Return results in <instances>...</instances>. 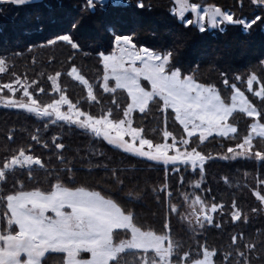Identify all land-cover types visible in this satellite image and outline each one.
<instances>
[{
    "label": "snow or ice",
    "instance_id": "obj_1",
    "mask_svg": "<svg viewBox=\"0 0 264 264\" xmlns=\"http://www.w3.org/2000/svg\"><path fill=\"white\" fill-rule=\"evenodd\" d=\"M111 2L113 7L120 6V0ZM4 3L28 5L33 10L28 14L29 18L37 21V27L53 30L54 39H48L47 44L65 42L73 50H81L85 46L78 38L85 21L90 23L98 7L101 12L107 7L105 0H82L79 14L68 11L58 18L54 9L62 6L63 0H56V4L51 0H0V4ZM177 3L179 8L173 9V12L180 18V26L167 30L159 49L141 46L139 40H134L133 33L140 27L137 18L131 21L118 18L104 21L105 31L114 33L115 46L111 47L112 41L109 38L111 51L107 54L104 51L98 52L105 70L103 83L99 87L104 93L111 94L110 106H104L103 100L94 92V85L80 74L75 64L68 74L75 76L87 89V96L82 98L87 108L82 106L80 100L73 102L65 94L58 79L62 75L60 71L47 76L51 82L47 91L59 96L58 99H51L50 103H38L34 92L45 93L46 89L36 79L30 81L35 86L32 90L27 78L15 72L12 73V79L0 84V92L4 93L0 95V104L34 114L46 122L45 129L49 124L62 121L69 128H80L132 156L153 161L157 166L162 165L165 175L160 188L164 190L163 196L155 187L153 192H157L158 200L167 203L169 218L163 219L158 231L145 227L138 223L137 213L127 207V204L136 202L131 199V190L121 202L93 187L76 186L74 170L68 158L57 153V160L63 167L50 171L42 157L30 151L33 144L28 143L26 147L21 145L0 160V208L3 209L0 212V264H47L46 253L50 250L66 254L63 256V264H122L125 256L136 253L140 254L137 264H214L217 249L210 248L206 243L198 244L203 249V258L191 259L189 251L183 250L180 241L173 238L170 217L173 214L180 216L193 235L202 232L205 224L219 228L221 224L215 221L214 214L223 213L221 221L224 215L229 214L231 221H249V215L241 209L236 199L231 201V207L226 212L227 206L222 201L217 202L212 198L209 203L208 197L197 193L211 191L202 188L207 174L206 162L244 157L264 163V147L254 144L253 136V132L258 130V135L264 139V123L260 122L264 120V107H258L248 100L236 83L230 85L234 90L232 103L226 102L214 84L202 83L195 78L190 65L182 62L181 55L187 47L191 31L188 25L204 32L210 24L224 33V25L230 23L249 31L256 21L264 25V0H252L260 9V14L251 19L241 18L215 4L201 5L190 0H177ZM137 6L143 7V0H138ZM240 7H244L243 0ZM186 13H190L191 18ZM116 31L120 34H115ZM208 55L206 52L201 53V58ZM68 59L72 60L73 56L70 55ZM5 65L6 59L0 58V73L6 71ZM110 76L115 81L111 85ZM221 76L227 86V76L224 73ZM141 78L149 82L150 88L142 85ZM235 80L240 81L242 77L237 75ZM254 82L261 86L255 89ZM247 86L248 91L259 97L260 105L264 106V79L258 78L253 72L247 78ZM118 90H126L123 103L117 98ZM17 93L18 96L15 95ZM61 105H66L67 110L63 111ZM97 106L98 114L88 110ZM153 106L157 110L156 116H162V127L152 129L156 135L150 136L149 130L142 123H134L142 117L133 114L138 110L147 116ZM237 107L249 118L260 117V120L251 123L244 134L230 120V117L235 119ZM157 123L159 125L161 121ZM173 125L176 127L173 128ZM8 136L11 139L12 133L9 132ZM60 136L59 132H55L50 138L56 150L66 149L65 143L58 142ZM209 136L212 140L219 139V147L225 150L207 151ZM224 137L235 143H224ZM31 141L42 143L45 149L50 147L48 140L38 134L32 135ZM189 168L192 169L191 175H198L199 178L187 181L193 191L179 194L182 203L174 202L168 172L170 170L177 174L182 170L187 172ZM18 170L27 171L29 182L36 179L35 174L40 171L53 177L55 182L49 181V187L44 190L40 187L25 190L24 180L16 176ZM111 175L121 185L118 191H123L124 181L119 179L118 170L113 169ZM10 178L19 183L20 187L6 189ZM221 179L226 184L231 183L228 175H223ZM178 180L183 187L186 176L179 175ZM255 185L251 192L257 198L258 205L264 206V179L257 178ZM135 195L138 197L140 193L136 192ZM259 206L250 207L249 210L257 213L262 210ZM181 208L187 211L181 212ZM49 211L51 214L46 215ZM230 239L238 264H250L248 253L255 251V243L243 242V233L233 234ZM238 241L243 243L238 245ZM243 249H247L248 253ZM232 258L231 254L226 255L223 258L225 264Z\"/></svg>",
    "mask_w": 264,
    "mask_h": 264
},
{
    "label": "trees",
    "instance_id": "obj_2",
    "mask_svg": "<svg viewBox=\"0 0 264 264\" xmlns=\"http://www.w3.org/2000/svg\"><path fill=\"white\" fill-rule=\"evenodd\" d=\"M127 1L126 5L119 7H113L111 3L105 2L107 7L103 12L99 7L97 8L96 15L92 17L90 23L85 21V25L81 29L78 38L85 45L81 50H73L65 42L48 45L47 40L54 39L53 30H41L37 27V21L34 18H29L28 14L33 10L28 5L0 4V58L6 59V71L0 73V84L12 79V73L15 72L17 75L27 78L30 90H32L35 86L31 85L30 81L36 79L46 89L45 93L34 92L38 103H50L51 99H57L59 96L47 91L51 87L47 76L55 71H60L62 75L58 79L65 94L73 102L80 100L82 106L87 108L88 106L82 99L87 96V89L68 74L75 64L80 74L94 85V92L103 100L104 106H110L111 94L104 93L103 89L99 87V84L102 83L104 67L98 57V52L104 51L107 54L111 51V47L115 46L114 33L105 31L104 21L117 18L122 21H131L133 18H137L140 27L133 33L134 40H139L141 46H154L157 49L160 48L167 30L180 26L179 19L171 13L176 0H143V7L137 6L138 0ZM51 2L56 4V0H51ZM190 2L201 5L215 4L245 19H251L260 14V9L251 0H243V8L240 7L241 0H190ZM81 5L82 0H63V5L54 9V14L58 18L68 11L79 14ZM44 11L47 12V9ZM66 27H70V25H66ZM187 27L191 31L187 47L182 50L181 60L185 65H190L195 78L202 83L214 84L221 97L228 103L233 93L230 85L236 83L248 100L257 104L258 107H264L260 105V98L248 91L247 88V78L253 72L257 74L258 78L264 79V63H261L264 61V25L256 21L251 25L249 31H244L239 25L226 24L224 33L219 30L200 32L192 25ZM115 34L120 33L116 31ZM109 38L112 41L111 47H109ZM204 52L209 55L201 58V53ZM70 55L73 56L72 60L68 59ZM221 73H224L228 78L227 86L223 82L224 78ZM237 75L241 76L242 80H235ZM111 84L114 82L110 81ZM254 88L257 89V84L254 85ZM18 95L19 93H17ZM116 95L118 100L123 103L127 94L123 90H118ZM88 110L96 114L99 113L98 106ZM156 111L153 106L147 116L138 111L133 114L138 118L142 117L134 123H142L149 130L150 136L156 135L152 129L158 126L162 127V116L157 117ZM235 113V119L230 117V120L236 123L242 130L241 134H244L254 118L247 117L241 111H235ZM158 120L161 121L159 125ZM256 120H260V117H256ZM260 122L264 123V120ZM45 123L44 120L29 112L0 107V160L9 156L19 146L26 147L28 143H32L33 148L30 151L35 155H40L51 171L63 167L57 160V153H62L68 158L70 166L73 167L76 186L93 187L101 191L102 194L111 195L121 202L125 200L127 192L131 190L133 193L131 199L136 202L127 204V207L137 213L138 223H142L145 227H151L153 230L161 229L163 219L169 218L167 203L156 198L157 192L161 196L164 193V190L160 188L165 175L162 165L157 166L147 159L132 156L80 128L75 126L69 128L64 122L49 124L47 129H45ZM169 123H171V119ZM175 127L176 125H173V128ZM9 132L12 133L11 139L8 136ZM55 132L61 134L58 142L65 143L66 149L56 150L52 146L50 138ZM36 134L42 139L48 140L49 149L43 148L42 143L31 141V136ZM223 141L226 144L235 143L228 137H224ZM220 142L219 139L212 140V137H209L206 150L209 152L224 151L225 149L219 147ZM254 144L264 147V139L255 138ZM206 163L207 174L202 188L211 191L210 193L200 191L197 194L208 197L209 203L212 198H215L217 202L222 201L227 206L226 212L231 207V201L236 199L250 219L247 222L231 221L229 214L224 215L223 221H221L223 213L214 214L215 221L221 226L217 228L214 225L205 224L202 232L193 235L189 231L186 221L173 214L170 217L173 238L180 241L183 250L189 251L191 259H195L202 249L198 247V244L206 243L210 248L217 249L214 254V264H225L223 258L229 254L233 258L227 264H238V258L235 257L230 238L233 234L243 233V242L256 245V249L252 253L243 249L249 255L250 264H264V212L262 206L258 205L257 198L251 192V188L256 186V179H264V163L244 157L229 161L217 159L215 163ZM113 169L118 170L119 179L124 181L123 191H118L121 185L117 184L116 178L111 175ZM191 173V168L187 169V172L182 170L177 174L169 170L168 183L173 189L174 202L182 203V197L179 194L193 191L187 181L199 177L198 175L193 176ZM245 173H247L246 176ZM35 175L37 178L29 182L26 170H18L16 174L18 179L24 180L25 190H31L32 187H40L41 190H44L49 187V181L55 182L53 177L46 176L44 171ZM179 175L186 176L183 187L180 186ZM223 175L230 177V184H226L221 179ZM14 186L19 188L20 184L10 178L6 189H12ZM154 187L157 192H153ZM136 192L140 193L138 197L135 195ZM258 206L262 210L257 213H252L249 210L250 207ZM186 211V208H181V212ZM0 212H3L2 208H0ZM243 242L238 241L237 244L240 245ZM46 256L47 264H63L64 254L62 253L52 251ZM139 259V253L129 254L124 257L122 264H137Z\"/></svg>",
    "mask_w": 264,
    "mask_h": 264
},
{
    "label": "rangeland",
    "instance_id": "obj_3",
    "mask_svg": "<svg viewBox=\"0 0 264 264\" xmlns=\"http://www.w3.org/2000/svg\"><path fill=\"white\" fill-rule=\"evenodd\" d=\"M252 1V0H251ZM105 2H109V3H111L112 4V2H111V0H105ZM128 3V1L127 0H120V5H126ZM13 4V3H12ZM179 8V5H178V3H177V0L174 2V7H173V9H178ZM173 9H172V11H171V13L176 17V18H178L179 20H180V18L177 16V15H175L174 14V12H173ZM186 15H188L189 16V18H191V14L190 13H186ZM226 24H230V23H226ZM225 24V25H226ZM205 30H218V28H216V27H214V26H212V25H210V24H208L207 26H206V28H205ZM105 71V70H104ZM72 78H74L75 80H77L76 78H75V76H72ZM110 81H113L114 83H115V81H114V78H112L111 76H110ZM78 81V80H77ZM80 82V81H79ZM81 83V82H80ZM102 83H103V79H102ZM141 83H142V85H144V86H146V87H148V88H150V84H149V82L148 81H146L145 79H143V78H141ZM82 84V83H81ZM255 84H257V89L260 87V85L257 83V82H254V84H253V87H254V85ZM247 88H248V86H247ZM5 91H7V90H5ZM123 91H125L126 92V90H123ZM234 91V90H233ZM3 93L2 92H0V95H2ZM233 94V93H232ZM9 95H12L11 93H9ZM15 95H17V94H15ZM59 98V97H58ZM57 98V99H58ZM229 103H232V100H230V102ZM237 104H239V98L237 99ZM0 107H6V106H4V105H2V104H0ZM6 108H9V107H6ZM11 109H15V110H22V109H16V108H11ZM61 109L63 110V111H66L67 110V106L66 105H61ZM22 111H25V112H27L26 110H22ZM138 111V110H137ZM235 111H241L240 110V108L239 107H237V109L235 110ZM242 112V111H241ZM254 118V117H253ZM254 120H256V117L254 118ZM59 122H62V121H59ZM213 135H216L215 133H213ZM231 135V134H230ZM253 136L255 137V138H261L259 135H258V130L256 131V132H253ZM209 137H211V136H209ZM208 137V138H209ZM114 147V146H113ZM238 158H243V157H238ZM238 158H236V159H238ZM235 160V159H234ZM150 161V160H149ZM151 162H153V161H151ZM155 163V162H154ZM262 208H263V212H264V206H262ZM48 214H51L50 213V211L49 212H46V215H48ZM188 227V226H187ZM50 252H52L51 250H50ZM54 252H56V251H54ZM47 254V253H46ZM64 255H66V254H64ZM203 258V249H201V251L198 253V256L195 258V259H202Z\"/></svg>",
    "mask_w": 264,
    "mask_h": 264
},
{
    "label": "crops",
    "instance_id": "obj_4",
    "mask_svg": "<svg viewBox=\"0 0 264 264\" xmlns=\"http://www.w3.org/2000/svg\"><path fill=\"white\" fill-rule=\"evenodd\" d=\"M255 118V117H254Z\"/></svg>",
    "mask_w": 264,
    "mask_h": 264
}]
</instances>
